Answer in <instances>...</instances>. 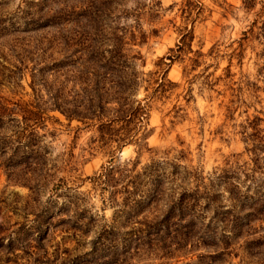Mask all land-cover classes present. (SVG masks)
Here are the masks:
<instances>
[{
	"label": "rangeland",
	"instance_id": "obj_1",
	"mask_svg": "<svg viewBox=\"0 0 264 264\" xmlns=\"http://www.w3.org/2000/svg\"><path fill=\"white\" fill-rule=\"evenodd\" d=\"M0 264H264V0H0Z\"/></svg>",
	"mask_w": 264,
	"mask_h": 264
},
{
	"label": "trees",
	"instance_id": "obj_2",
	"mask_svg": "<svg viewBox=\"0 0 264 264\" xmlns=\"http://www.w3.org/2000/svg\"><path fill=\"white\" fill-rule=\"evenodd\" d=\"M53 106H55V108H57L58 110H61L60 105H58L57 101H55V103H53ZM63 113V111H61Z\"/></svg>",
	"mask_w": 264,
	"mask_h": 264
}]
</instances>
